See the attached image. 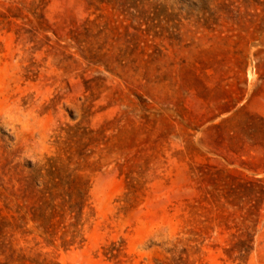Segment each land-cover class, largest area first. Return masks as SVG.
<instances>
[{"label": "rangeland", "instance_id": "374dc122", "mask_svg": "<svg viewBox=\"0 0 264 264\" xmlns=\"http://www.w3.org/2000/svg\"><path fill=\"white\" fill-rule=\"evenodd\" d=\"M0 264H264V0H0Z\"/></svg>", "mask_w": 264, "mask_h": 264}, {"label": "trees", "instance_id": "16d2710c", "mask_svg": "<svg viewBox=\"0 0 264 264\" xmlns=\"http://www.w3.org/2000/svg\"><path fill=\"white\" fill-rule=\"evenodd\" d=\"M57 164H58V166H57V171L60 172V171L62 170V166H64L66 163L58 162ZM60 164H61L62 166H61ZM55 166H56V165H55Z\"/></svg>", "mask_w": 264, "mask_h": 264}]
</instances>
